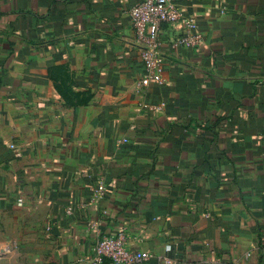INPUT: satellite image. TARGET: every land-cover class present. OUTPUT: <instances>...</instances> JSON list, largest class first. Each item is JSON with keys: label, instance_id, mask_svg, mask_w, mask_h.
<instances>
[{"label": "crops", "instance_id": "obj_1", "mask_svg": "<svg viewBox=\"0 0 264 264\" xmlns=\"http://www.w3.org/2000/svg\"><path fill=\"white\" fill-rule=\"evenodd\" d=\"M140 1L0 0V264L123 230L143 264H264V0H175L203 43L166 27L162 82Z\"/></svg>", "mask_w": 264, "mask_h": 264}, {"label": "built area", "instance_id": "obj_2", "mask_svg": "<svg viewBox=\"0 0 264 264\" xmlns=\"http://www.w3.org/2000/svg\"><path fill=\"white\" fill-rule=\"evenodd\" d=\"M131 24L137 35L146 70V80L162 82L165 75V58L162 54L165 28L173 26L180 30L173 47L198 48L203 43V35L195 18L186 16L175 0H141L130 10ZM127 142V140H125ZM100 197L107 194L105 186L98 188ZM23 200H19L22 205ZM250 256V254H248ZM148 256L130 247L126 231L100 237L95 246L92 264H143Z\"/></svg>", "mask_w": 264, "mask_h": 264}]
</instances>
